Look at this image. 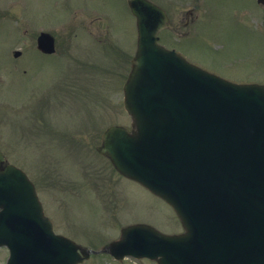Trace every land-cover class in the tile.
<instances>
[{"label": "rangeland", "instance_id": "374dc122", "mask_svg": "<svg viewBox=\"0 0 264 264\" xmlns=\"http://www.w3.org/2000/svg\"><path fill=\"white\" fill-rule=\"evenodd\" d=\"M150 1L166 11L173 26L185 22L180 30L189 29L187 38L183 36L189 41H172L191 62L227 78L264 84V35L253 30L260 27L264 10L256 11L253 0ZM126 3L0 0V152L33 181L56 231L95 251L135 223L167 234L182 232L168 206L118 176L95 152L106 127H130L122 108V85L136 34ZM245 10L251 12L247 19L252 18V28L238 19V12ZM71 19L74 29L68 24ZM41 31L55 36L56 58L35 50ZM106 31L103 46L96 40ZM14 51L24 53L23 58H14ZM225 62L232 67L225 69ZM75 67L91 74L89 84L70 74ZM63 133L72 136L74 148L63 143ZM6 253L0 250V264ZM81 264L156 262L118 263L98 253Z\"/></svg>", "mask_w": 264, "mask_h": 264}, {"label": "water", "instance_id": "95a60500", "mask_svg": "<svg viewBox=\"0 0 264 264\" xmlns=\"http://www.w3.org/2000/svg\"><path fill=\"white\" fill-rule=\"evenodd\" d=\"M130 6L140 39L124 107L135 131L108 129L102 152L168 203L184 233L133 225L107 251L158 264H264V87L225 82L162 50L155 34L163 13L145 0ZM2 245L7 264H77L78 250L89 254L53 235L33 186L13 166L0 169Z\"/></svg>", "mask_w": 264, "mask_h": 264}, {"label": "flooded vegetation", "instance_id": "af4514ba", "mask_svg": "<svg viewBox=\"0 0 264 264\" xmlns=\"http://www.w3.org/2000/svg\"><path fill=\"white\" fill-rule=\"evenodd\" d=\"M261 22H262V24H264V18H261ZM163 38H164V40H167L168 39V36L165 35Z\"/></svg>", "mask_w": 264, "mask_h": 264}]
</instances>
